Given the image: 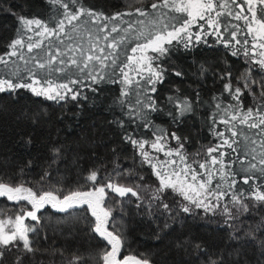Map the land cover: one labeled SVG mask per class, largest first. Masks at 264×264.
<instances>
[{
	"label": "trees",
	"instance_id": "trees-1",
	"mask_svg": "<svg viewBox=\"0 0 264 264\" xmlns=\"http://www.w3.org/2000/svg\"><path fill=\"white\" fill-rule=\"evenodd\" d=\"M152 2L160 0H80L82 6L103 12L107 16L114 13H134L136 7L147 8ZM234 7L230 5L228 10L231 11ZM160 11L166 16L173 15L167 9ZM57 13L58 6L50 0H0V54L8 52V45L16 38L20 16L38 18L53 27L55 19L59 18ZM180 18L177 16V20ZM141 19L147 27L152 17H139L135 13L123 17L125 22L134 23L135 28L142 26L135 23ZM163 22L166 23L167 20L164 19ZM173 23L177 21L174 20ZM228 23H238L241 29L245 27L242 21L222 16L221 24ZM119 27H126V23H119ZM192 31H196L195 26ZM113 36H116V33H113ZM128 36V41L119 51L117 66L121 61L126 63L125 55L130 52L125 50H130L137 42L134 39L135 31L128 33ZM33 39L38 37L33 35ZM54 40L58 39L51 38V45ZM60 40L65 41L67 38L61 36L58 41ZM206 40L207 43L201 42L187 49L174 42L175 51H170L169 57L161 61L167 71L164 83L156 86L155 99L160 110L150 113L158 128L167 133L175 132L185 141L183 154L188 157L189 163L194 159L199 162L210 159L206 155V149L222 142L216 133L223 131L226 137L232 139L228 131L229 126L220 123V120L229 118L223 113L224 105L235 102L227 93L220 95L224 81L215 74L230 71L234 78L233 83L245 73L254 80H264V70L252 64L242 52L238 56L231 55L232 49L225 48L214 35L207 36ZM249 41L251 43V37ZM49 44L50 41L45 40L44 49H47ZM36 52H40L43 57L42 50H34L33 54ZM201 66L206 69L202 76L199 72ZM20 68L23 71L24 65L21 64ZM173 70L183 71L184 77L171 75ZM101 74L104 79L96 84L74 66H70L67 76L70 79L82 80L85 85L80 89L81 97L76 101L56 103L45 97L35 96L27 89L0 93V182L12 185L22 183L26 187H32L34 191L55 188L63 190L58 192L63 195L67 191H87L91 185L86 184L83 178L90 170L100 168L111 173L113 165L117 164L142 175L145 178L143 183L148 186H157L156 178L147 166H140L133 149L122 141L124 131L133 132L134 128L121 108V102L126 98L122 96L125 85L120 83L118 67L115 71L113 67L103 69ZM40 75L42 77L43 73ZM63 75L57 73L48 79L66 82L62 79ZM197 90L199 99H193ZM170 96L188 98L192 101L193 111L177 117L174 121L168 115L169 111L175 112L174 106L167 100ZM214 96H220V100H213ZM140 98L143 99L142 94ZM135 99V95L127 98L131 101ZM241 101L243 110L256 107L261 102L259 93L255 90L252 95L245 92ZM216 103L221 104V110L218 111L214 107ZM118 120L124 121L125 129L117 125ZM232 126L238 132V136L234 138L236 143L231 148L225 146L222 150L227 153L223 158L228 165L225 171L230 173L229 179L234 175L237 180L234 190H243L245 195L255 187H261V191H264V186H261L264 177L248 171V164L257 162L260 151L264 150L261 147L264 136L258 135L257 129L239 125L238 121L232 122ZM138 130L144 138H151L150 133L144 129ZM251 141H256L255 145ZM55 147H60L62 154L61 158L53 163L52 149ZM170 147H177L175 141L170 142ZM253 147L256 149L255 153L251 152ZM253 156L256 157L255 161ZM160 159H164L163 155H160ZM46 172L50 175L42 182L41 177ZM246 175H255V183L252 180L247 185L241 183V177ZM116 178L119 177L114 179ZM216 182L217 180L213 181L214 184ZM177 200L180 198L176 193H167L166 202L171 204ZM245 202L249 208L256 204L258 211L254 213L256 219L245 216L242 218L243 223L255 225L259 222V217H264V208H260L259 204L251 199ZM135 204L134 197L130 203H124L118 201L111 192L104 202L105 207L112 211L109 230L120 235L123 240L120 257L134 255L140 259L148 258L152 264H207L208 257L201 255L200 259H197V253L188 243L180 246L182 241H195L206 248L213 259L218 253H223L226 264H264V257L260 255L261 249L257 244L246 242L243 232L239 240L231 239L232 230L223 226V220L219 216L195 209L191 215L180 213L174 218H169L161 216L156 209L149 214L143 209H137ZM21 207L25 205L22 203ZM27 207L30 210V206ZM0 213V217L15 215L16 205L0 198ZM38 215V223L30 219L25 221L36 228L34 234H29L35 251L32 254H24L22 264H66V259L73 255L82 257L84 264H103L102 256L110 250V246L92 231L95 218L91 216L90 210L77 207L65 213L46 206ZM166 224L168 227H165ZM257 236L264 240V233H258ZM60 251L65 260H62ZM21 252L15 249L7 252L0 264H14Z\"/></svg>",
	"mask_w": 264,
	"mask_h": 264
},
{
	"label": "snow or ice",
	"instance_id": "snow-or-ice-1",
	"mask_svg": "<svg viewBox=\"0 0 264 264\" xmlns=\"http://www.w3.org/2000/svg\"><path fill=\"white\" fill-rule=\"evenodd\" d=\"M50 2L58 6L59 18L55 19L53 27H49L38 18L24 16L18 18L20 27L16 38L8 45L9 51L0 54V93L27 89L35 96L45 97L56 103L76 101L81 97L80 89L85 85L82 80L70 79L67 76L70 66H75L79 72L96 84L104 79L101 70L113 67L115 71L118 67L120 83L125 85L122 96L126 98L121 102V108L126 112L127 119L134 128L133 132L124 131L122 141L133 149L139 165L147 166L152 176L156 178L157 186H148L143 183L145 178L142 175L117 164L113 165L111 173H107V169L90 170L83 178L86 184L91 185L87 191H67L63 195L58 194L63 190L55 188L34 191L32 187H26L22 183L12 185L0 182V198L13 202L17 208L14 216L0 219V261H3L6 253L13 249L21 252V245V255L16 257L14 264H22L24 254L34 253L29 234H34L36 228L29 227L25 221L30 219L38 223L40 219L38 213L46 206H50L65 213L77 207H86L90 210L91 216L95 218L92 231L110 246V250L102 256L103 264H152L148 258L140 259L130 255L124 256L123 259L119 258L123 240L120 235L109 230L112 211L104 207L109 192L118 201L124 203H130L131 198L134 197L135 207L149 214L153 209H156L161 216L169 218H174L180 213L191 215L195 209L212 213L222 218L226 229L232 230L231 239L239 240L243 232L246 242L257 244L261 249L260 255L264 257V240L257 236L258 233H264V217H259V222L255 225L244 224L242 219L245 216L257 218L254 215L258 211L256 204L249 208L245 200L251 199L257 202L260 208H264V191H261V187L251 188L247 195L243 190L235 191L237 180L234 175L229 179L230 173L225 171L228 165L223 159L227 153L222 150L225 146L231 148L236 143L234 138L238 136V132L232 126V122L238 121L239 125L257 129L258 135L264 136V80H254L245 73L233 83L234 78L230 71L215 74L224 81L220 95L227 93L235 102L224 105L223 113L229 118L220 120V123L229 126L228 131L232 139L226 137L223 131L216 133L222 142L206 149V155L210 159L204 162L194 159L189 163L188 157L183 154L185 141H182L175 132L167 133L158 128L150 117V113L160 110L155 99L156 86L164 83L167 71L161 61L169 57L170 51H175L174 42L187 49L201 42L207 43L206 37L214 35L225 48L232 49L231 55L238 56L242 52L252 64L264 70V0H160V2H152L147 8L134 9V13L139 17H152L146 28H135L134 23L123 20L125 15L132 16L133 12L107 16L103 12L82 6L80 0H50ZM230 5L235 6L231 11L228 10ZM163 9H167L173 15L166 16L160 11ZM177 16L181 18L177 20ZM222 16L238 22L242 21L245 27L241 29L238 23L221 24ZM164 19L167 20L166 23L163 22ZM174 20L177 23H173ZM119 23H126V27L120 28ZM135 23L144 25L145 21L141 19ZM86 25L95 27L98 33L95 42L91 41L92 31L85 29ZM194 26L195 32L192 31ZM81 31H86L90 38L87 52L80 45L75 49L72 47L73 35ZM133 31L137 42L130 50H125L130 52L125 55L126 63L121 61L117 66L119 51L128 41V33ZM28 33H33L38 39L34 40L33 35ZM113 33H116V36H113ZM61 36L69 40L66 50L62 52L57 47L53 53L51 38L59 39ZM45 40L50 41L47 49H44ZM101 40L106 42L104 46L99 43ZM60 42L63 43V40ZM34 50H42L43 57L40 52L33 54ZM21 64L24 65L23 71L20 68ZM205 71L203 66L199 68L201 76ZM41 73H43L42 77ZM56 73L64 74L62 79L66 82L48 79ZM171 75L183 78L185 73L173 70ZM253 90L259 93L261 102L256 107L243 110L241 97L245 92L252 95ZM141 94L143 99L140 98ZM132 95H135L136 99L127 100ZM193 99H199L198 90L195 91ZM167 100L174 106L175 112H168L174 121L177 117L193 111L192 101L186 97L170 96ZM213 100L219 101L220 96H214ZM214 107L218 111L221 110L220 103L214 104ZM116 123L121 129H125L123 120H118ZM137 125L138 128L150 133L151 138L141 136ZM171 141H175L176 148L170 147ZM251 143L255 145L256 141ZM261 147L264 149V141L261 142ZM251 152H256L255 147ZM61 154L60 147L52 149L53 163L61 158ZM160 155H163L164 159H160ZM259 157L257 162L248 164V171L264 177V150L260 151ZM252 159L255 161L256 157L253 156ZM49 175L50 173L46 172L41 177V181L44 182L45 177ZM115 177L131 181V184L117 183ZM214 180H217L215 184ZM250 180L255 183V175L242 176L240 182L247 185ZM261 186H264V180ZM169 191L176 193L180 200L171 204L166 202ZM22 203L25 207H21ZM27 206H30V210ZM165 227L168 225L166 224ZM185 243L197 253V259L203 255L208 257L207 264H226L223 253H218L213 259L200 243L182 241L180 246ZM59 254L62 260L66 259L62 251ZM66 264H84V259L73 255L70 259H66Z\"/></svg>",
	"mask_w": 264,
	"mask_h": 264
},
{
	"label": "rangeland",
	"instance_id": "rangeland-1",
	"mask_svg": "<svg viewBox=\"0 0 264 264\" xmlns=\"http://www.w3.org/2000/svg\"><path fill=\"white\" fill-rule=\"evenodd\" d=\"M94 26H91V25H86L85 26V29H90L91 31H92V38H91V41L92 42H95V37H96V35H98V33L96 32V30H95V28H93ZM140 28H146V25L144 26V25H142ZM28 35H33L32 33H28ZM64 37V36H63ZM61 38V37H60ZM67 38V37H66ZM59 40V39H58ZM58 40H54L55 42L51 45V48H52V50H53V53H54V51H55V48H57V47H59L60 49H61V51L62 52H65V50H66V46L68 45V43H69V40L67 39V40H65V41H63V43H61L60 41H58ZM71 43H72V47L75 49L76 48V46L77 45H80L83 49H84V51L85 52H87L88 51V49H89V47H90V38H89V36L86 34V31H81V32H79L78 34H74L73 35V39H72V41H71ZM100 44H101V46H104L105 44H106V42L105 41H103V40H101L100 42H99ZM61 44H63V45H61ZM49 47V46H48ZM47 47V48H48ZM75 67V66H74ZM70 68V67H69ZM68 68V69H69ZM72 68H73V66H72ZM57 74V73H56ZM115 180V182H117V183H124V184H131L130 183V181H127V180H123V179H121V178H116V179H114ZM104 207H105V205H104ZM6 216H14V215H10V214H8V215H6ZM5 217V216H4ZM4 217H0V219H2V218H4ZM29 227H31L27 222H25ZM126 256H129V255H126ZM130 256H134V255H130ZM119 258L120 259H123V257H120L119 256Z\"/></svg>",
	"mask_w": 264,
	"mask_h": 264
}]
</instances>
